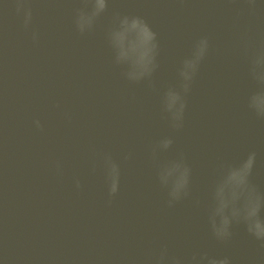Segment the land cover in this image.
Listing matches in <instances>:
<instances>
[{
  "label": "water",
  "instance_id": "1",
  "mask_svg": "<svg viewBox=\"0 0 264 264\" xmlns=\"http://www.w3.org/2000/svg\"><path fill=\"white\" fill-rule=\"evenodd\" d=\"M31 4L38 44L11 0H0V264H123L162 244L183 256L208 251L234 264H264V249L243 225L224 245L208 223L221 163L257 151L252 179L264 189V121L247 109L255 85L242 51L245 38L264 39V0L255 14L242 15L243 0H110L85 35L74 25L81 0ZM116 12L143 15L159 33L155 89L129 83L113 64L106 33ZM201 35L212 49L188 97L185 126L174 131L162 96L178 83L180 63ZM166 135L175 143L159 161L183 152L192 167L191 196L172 208L151 156ZM100 152L122 167L111 204L102 167L92 170Z\"/></svg>",
  "mask_w": 264,
  "mask_h": 264
},
{
  "label": "clouds",
  "instance_id": "2",
  "mask_svg": "<svg viewBox=\"0 0 264 264\" xmlns=\"http://www.w3.org/2000/svg\"><path fill=\"white\" fill-rule=\"evenodd\" d=\"M110 0H81L75 10L76 31L85 35L94 31L99 19L108 11ZM245 5L240 14H255L258 0H243ZM15 14L22 19L25 31H31L34 44L39 43V31L32 27L34 10L31 0H11ZM7 7V6H6ZM107 42L113 52V64L121 69L123 78L131 84L147 82L155 89L154 76L160 67L161 42L159 33L146 17L139 14L116 12L106 33ZM212 49L211 38L201 35L193 44L189 55L184 57L178 69V83L170 85L162 96V111L174 131L185 126L188 97L192 91L201 65ZM248 60V74L255 88L246 99L247 109L259 120L264 121V39L258 43L245 38L242 48ZM60 108L59 102L55 105ZM66 119L71 115L64 113ZM41 132L45 125L41 119L33 121ZM175 143L172 135L158 139L151 146V156L157 164L159 184L167 190V206L175 207L191 196L192 167L183 152L176 158L160 162L162 152L171 149ZM92 163L93 172L102 167L107 185L108 204L116 198L121 188L122 167L110 152L97 153ZM132 153L124 156L130 160ZM258 152L249 151L235 163L220 165L219 177L212 189V204L209 208L208 223L212 237L220 244H229L235 236V227L243 225L246 232L259 242L264 249V189L253 182ZM57 175H63V163L55 161ZM75 187L82 189L81 180L74 178ZM199 204V201H196ZM123 264H234L229 255L217 256L208 251H194L189 256L173 254L167 244L148 251L142 258H130Z\"/></svg>",
  "mask_w": 264,
  "mask_h": 264
}]
</instances>
